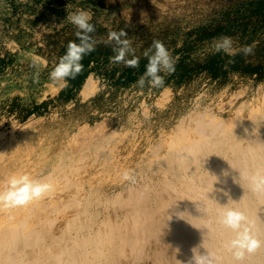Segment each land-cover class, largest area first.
I'll return each instance as SVG.
<instances>
[{"label": "rangeland", "instance_id": "obj_1", "mask_svg": "<svg viewBox=\"0 0 264 264\" xmlns=\"http://www.w3.org/2000/svg\"><path fill=\"white\" fill-rule=\"evenodd\" d=\"M79 10L90 14L96 45L124 29L142 59L159 40L176 59L175 71L161 73L162 87L141 88L137 81L145 67L131 68L123 78L129 69L110 62L114 53L107 45L109 52L89 64L93 87L81 91L84 77L78 87L69 79L61 88L49 73L76 38L67 16ZM220 36L233 38L234 55L213 50ZM244 45H254V54L245 57ZM263 96L264 0H0V192L8 190L11 177H38L52 155L79 153L76 148L102 133L114 140L104 141L98 158L80 152L83 165L73 180L81 177V189H117L136 178L146 147L171 133L182 114L208 108L228 118L239 103ZM3 208L1 214L10 209ZM63 217L54 216V229Z\"/></svg>", "mask_w": 264, "mask_h": 264}, {"label": "bare ground", "instance_id": "obj_2", "mask_svg": "<svg viewBox=\"0 0 264 264\" xmlns=\"http://www.w3.org/2000/svg\"><path fill=\"white\" fill-rule=\"evenodd\" d=\"M93 85L89 74L80 89ZM113 136L102 133L80 144L79 153L52 155L43 174L31 178L52 190L28 207L0 213V264H191L193 249L211 264H264V193L252 190L251 179L264 175V96L239 103L228 118L189 110L146 147L134 180L108 191L81 189V177L73 180L83 165L80 152L98 158ZM228 209L242 211L261 242L240 259L229 248L236 233L220 223ZM55 215L64 216L56 229Z\"/></svg>", "mask_w": 264, "mask_h": 264}, {"label": "clouds", "instance_id": "obj_3", "mask_svg": "<svg viewBox=\"0 0 264 264\" xmlns=\"http://www.w3.org/2000/svg\"><path fill=\"white\" fill-rule=\"evenodd\" d=\"M90 14L85 10L70 13L67 20L77 29L75 36L78 40L69 41L65 54L60 58L59 63L49 73V78L53 82L59 83L61 88L68 86L69 79H75L83 70V58L95 50L97 40L92 35L96 29L90 23ZM106 45L112 46L114 53L110 62L113 64H123L125 67L138 68L139 57L135 55L132 41L128 39V33L124 29L112 31L104 41ZM234 40L229 36H220L214 39L212 47L216 53L223 52L226 55H234ZM240 52L245 56L254 54V45H244ZM148 63L145 66L144 74L138 79L137 84L143 88L149 84L153 88L162 87L165 83L164 75L175 71L176 59L172 57L164 43L154 40L149 49L143 53ZM131 57V58H129ZM231 62V61H230ZM247 131V130H245ZM224 175H227L225 172ZM125 179H130L128 173L124 174ZM252 179V190L256 193H264V175H256ZM8 190L0 192V205L9 208L27 206L34 200L41 199L52 190V185L32 180L27 174L13 176L8 181ZM220 223L226 228L236 233L235 238L230 242V250H236L235 256L240 259L244 255V250L249 253L255 251L261 242L250 234L247 225V217L237 209L226 210ZM191 264H211L208 256L195 254Z\"/></svg>", "mask_w": 264, "mask_h": 264}, {"label": "trees", "instance_id": "obj_4", "mask_svg": "<svg viewBox=\"0 0 264 264\" xmlns=\"http://www.w3.org/2000/svg\"><path fill=\"white\" fill-rule=\"evenodd\" d=\"M71 41L78 42L77 38H75ZM108 52H109V46H107V45H96L95 50L83 58V60H82V64L84 66L83 67V73L81 75H77L75 78L76 79L75 81L71 80V83L74 84V87H78L80 85L82 79L88 75L89 71L91 70V67L89 66V64L93 61H97L99 55H104V54H107ZM147 63H148V60L145 57L139 60V66L145 67V64H147ZM128 69L129 70L123 72V78H126L128 76V74L131 73V71H132V70H130L131 68L128 67Z\"/></svg>", "mask_w": 264, "mask_h": 264}]
</instances>
